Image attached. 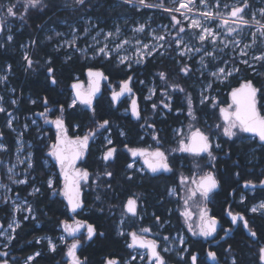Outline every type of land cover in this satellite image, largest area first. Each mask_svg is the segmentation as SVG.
<instances>
[{
    "label": "trees",
    "instance_id": "16d2710c",
    "mask_svg": "<svg viewBox=\"0 0 264 264\" xmlns=\"http://www.w3.org/2000/svg\"><path fill=\"white\" fill-rule=\"evenodd\" d=\"M8 1L13 2V0H0V4L4 5ZM164 1L168 4V0ZM44 3L47 7H44L43 10L31 9L27 13L22 26L16 24L11 28L12 41L6 40L7 32L5 30L0 33V45H2L0 46V76L11 65L7 84L4 86L0 82V97H2V104L6 109L5 112H0V133H2L1 141L7 147V152L0 154V157L13 156L15 151L17 134L8 128V121L13 116L15 118L14 129L23 133L26 142L32 144L33 152V167L30 171V177L33 179L28 186L20 187L18 190L21 196L29 201L32 212L40 223L38 226L36 220L23 222L9 249L10 264H24V260L38 251H40V255L27 264H65L64 248L60 247L52 253L49 251L47 243L36 242L38 238L47 236L58 241L60 234L58 226L66 215L64 200L59 196L51 198V189L47 183L51 172L44 164L45 159L51 160L49 152L55 138L54 131L48 123L40 131L38 127L32 126V118L41 120L37 114L45 113L46 109L50 111L51 118H62L68 132L74 137L95 132L99 123L104 120L109 121L107 130L103 128V133L97 132L95 135L96 139L91 142L89 155L83 165L91 177L101 176V185L96 191L99 196L101 195V198L98 200L97 194L88 191L85 207L93 208V211L84 218L95 225L98 231L104 233L103 238L97 234L83 248L80 255L85 264H104L107 257H118L125 252L122 239L117 236L115 231L119 217H111L110 213L113 209L123 212L129 197L145 201L148 209L158 216L163 209L169 211L170 222L165 234L168 241H171L173 236L180 232L181 225L175 219L178 202L169 196V191L170 188L178 184V171H174L180 164H188L187 160L176 159L174 163V158H172L171 166L174 171L169 174L144 177L137 173L132 178V170L129 171L127 167L134 157L131 156L129 149H144L150 144V140L141 130L136 118L132 115L125 116L120 112L128 107L127 103H124L120 110H115L108 95H103L97 102L94 111L79 106L69 107L72 102L70 91L72 83L78 77L85 80L89 69H103L111 80L117 82L126 81L131 76V82L136 79L134 85L138 89L141 81L149 82L155 75L158 71L156 65H151L149 62L139 68L126 70L125 66H117L114 59L104 63H101L102 59L90 61L77 52L69 54L63 48L58 50L56 45L60 38L51 31L54 29L58 32H66L68 25L75 24L79 26L78 34L81 35L84 32V26L81 25L84 19H93L96 29L111 30L115 23L121 19H132L137 16L146 18L150 14V10L145 8L137 12L131 4L121 0H85L84 5H76L74 0H44ZM160 21L169 23L170 19L167 16L157 17L154 23L158 24ZM184 34L186 40L190 41L194 47H199L198 40L193 38L194 31L190 30ZM82 42L83 39L79 42V46ZM25 44H29V58L38 62V65L33 64L31 68L27 66V61L20 51L22 45ZM262 62L261 68L264 69V61ZM49 67L53 69L52 76L56 80L54 86L48 75ZM260 74H264V72L256 67L249 68L241 65L239 71L229 78L228 83L215 86L219 89L217 92L219 105L228 103L229 92L239 88L241 79L251 80L254 86L260 87L262 85ZM45 98H47V106L44 103ZM12 100H15L16 103L13 104ZM139 101L146 106L150 105V102H144L143 95L140 96ZM61 106H63V112H61ZM181 109L178 107L174 112ZM174 112L168 114L167 118L159 120L158 123L161 133L164 134V130H166V135L164 139L162 138L166 143V148L173 145L172 128L180 126L185 117L184 114L174 115ZM201 113L209 114L208 109L202 110ZM24 124L28 125L29 131H24ZM109 131H111L112 144L108 147H114L116 152L113 159L104 163L103 159H100L101 154H104L107 148L103 135ZM217 153L219 157L214 172L220 183V190L210 207L213 213L221 218L225 217V210L230 205L235 211L244 212L249 228L256 232L255 237H257V240L254 241L252 236H246L241 230L237 231L229 242L230 254L224 264H233V260L235 264H261L259 249L264 246V215L249 214V209L257 202L264 200V193L260 190L248 192L246 201L243 203H239L242 188L236 191L233 196L231 194L245 182H261L264 177V145H261L256 139L250 141L244 140L243 137L234 138L224 140L223 150ZM105 171L111 172L112 176L103 175ZM2 175L3 172L1 177ZM33 185H37L41 192L27 196ZM100 209L103 210L102 213L97 211ZM11 217L10 207H4L0 212V221H2L3 227L9 224ZM23 219L24 216L21 215L20 220L23 221ZM126 226L131 228L129 225ZM188 244L190 253H193L196 245L193 241ZM231 257H233L232 261ZM172 262L189 263L177 260L175 255L172 257ZM123 264L131 263L124 260Z\"/></svg>",
    "mask_w": 264,
    "mask_h": 264
},
{
    "label": "rangeland",
    "instance_id": "374dc122",
    "mask_svg": "<svg viewBox=\"0 0 264 264\" xmlns=\"http://www.w3.org/2000/svg\"><path fill=\"white\" fill-rule=\"evenodd\" d=\"M73 1V0H71ZM124 1V0H121ZM161 1L164 0H157L156 2H149L146 0V3L159 5V7H155V10L153 13L151 12L146 18L143 19V16H137L131 18H124L120 21H117L115 23V26L111 30H104V29H96V25L94 24L93 19H84L81 25L84 26V32L83 34L79 35V26L75 24L68 25V29L65 31H57L54 29H51V31L56 35V37L60 38L59 43L56 45V48L58 50L65 49L68 51L69 54H73L77 52L80 54L83 58L89 59L90 61L94 60H100L102 59L101 63H104L105 61L114 59L117 66H125L126 70L139 68L141 66H144L145 64L151 62V65H156V68L158 71L155 73V75L147 81H141L139 83L138 89L135 88L133 80L132 82V93L129 95L127 100L128 109L126 111H122L124 113H131V105L132 100L135 99L138 104V109L140 111V119H137V122L140 124V128L142 131L145 132V135L149 138L150 144H148L149 148H160L162 151L165 152V154L168 156V161L170 162V165H172V158H174V163L176 159H183L187 160L188 164L185 165V169H179L178 170V184L177 186H174L171 188L169 192V196L172 197L174 200H178V209L180 213H183L186 209L192 213V217L190 220L186 219L185 216L183 217V223L188 231V233L192 237H198V235H193L191 231L188 229V224H192L193 228L195 229V225L199 222V209L206 206V201L197 193L195 197L192 199H188V197L191 195L190 189H194L196 185L193 183V180H198L199 177L207 172H214V167L218 161L219 154L218 151L223 150V142L224 140H232L234 138H240L245 136V133L238 132L236 136L229 139L228 137L223 135V117L221 116L220 109L221 108H228L229 105L232 103L229 92V98L228 103L225 105H219V98H218V88H215L216 85L222 86V84H226L229 82V78L231 76H234L238 71H234V69L238 68L243 65L246 67H256L260 71L262 70L264 72V69H262L261 64L262 61L254 60L253 56H259L262 53H264V37H262L257 30V25L253 21V14H255V20L260 21L258 18L261 17L260 15V9L257 8L259 4H261L262 8H264V0H248V4L250 5L248 9L249 12V18L245 17V19L249 20L248 25H240L237 28V31L232 33L230 36L227 35V30L225 27H218V25L221 23L219 19L212 21L211 23H208L207 26L212 27L216 32H218L219 38L217 40V45L214 50V47L212 43L206 41L203 46L200 45L199 41H197L199 47H202L201 52H191L188 56H180L178 54V51L176 50V46L174 42H172V37L176 35V32L178 30V27H173V21L171 20V16L175 15L177 19L181 20L182 25L185 27L186 32L190 31L191 29L188 28V25L190 23V20L192 18H200V12L206 11L209 9H206L204 5L200 4L199 0H196V4L193 7V12L188 13V19H185L184 16H181L180 12H167L164 9L165 8H176L179 7V0H168V4H162ZM244 0H219V7L216 6V0H208V5L210 10H212L214 13L218 12L223 14L224 18L230 19L228 16V13L230 12L231 6L237 5L242 6ZM17 3V0H13V2H6L4 5H9ZM224 5H228L229 7L225 8ZM132 8H136L137 12L147 8L143 7L138 3V0H133V3H131ZM17 12L18 15L15 17H9L7 18V23L4 26V30L7 32L6 34V40L7 36L11 33V28L16 25L20 24L21 26L24 24V19H20V14H23L24 10L23 8L18 4L17 5ZM31 9L28 10V12ZM6 11V9H5ZM181 12H184V9L180 10ZM3 14V13H0ZM167 16L170 19L169 24H156L154 23L156 21L157 17L160 16ZM157 16V17H156ZM156 17V18H155ZM14 20H17L16 22ZM155 20V21H154ZM261 24H264V21H260ZM141 25H144V31L143 32H137L134 31L135 29L139 28ZM166 26V27H165ZM233 27H236V25H232ZM117 27L120 29L119 33H116ZM93 29H96V31H93ZM87 30V31H85ZM193 31V30H191ZM109 32H112L113 35L105 39L107 34ZM57 33H60V35H57ZM99 33V35H97ZM253 33H255V38L253 37ZM163 35L165 36V40L157 42L153 39L154 36ZM184 39L185 43H188L190 46L194 45L186 40L185 34H181ZM13 36V35H12ZM95 37V40L93 39ZM73 38L76 39V43L74 47L69 46V41H72ZM83 39V42L81 46H79V42ZM128 40L129 43L124 44L123 41ZM221 40L228 41V47H224L223 43H220ZM239 41V44L231 43V41ZM8 41V40H7ZM96 41H99V43H96ZM137 41L140 43L137 44ZM9 42V41H8ZM105 44H107L108 48L115 49L117 44H121L122 47L119 49V51H112L110 57H105L103 55L95 54V50L99 47H103ZM147 44L149 46L148 49H144L143 45ZM250 45L249 48L245 49V45ZM160 45H163V47H160ZM171 45V46H170ZM223 48V51H220V49ZM29 44L22 45L20 51L22 54L28 55L29 52ZM81 49L85 50L84 53H81ZM152 50L151 55H146V53ZM204 50L206 51H214V56H204ZM246 51L247 55L243 56L241 55V51ZM141 53H144V59L141 63H137L136 61L140 59ZM127 56L129 59L124 64H121L119 62V58ZM189 56L191 58H189ZM201 56H204V63L202 64ZM243 60H248V64L242 63ZM131 64V67L129 68L127 65ZM34 65H38V62H34ZM187 65L189 71L187 74L181 71L182 68ZM219 68H225L226 71L233 70L232 75L227 76V78H224L223 75L220 77L212 76L211 73L217 72ZM93 70V69H92ZM163 72L166 75V79L162 80L159 76V73ZM6 75L8 77L9 71L5 70L4 73L1 76ZM106 80H104V84L106 86V89L109 90V87H113V91H119L120 85L123 82H117L116 80H111L109 76L106 75ZM259 77H261V83L260 87H257L259 89L264 90V74H260ZM54 78V77H53ZM242 81H239V85L244 83L246 80L241 79ZM85 81V88L87 89L89 87V80L86 77ZM4 86L7 84V80L1 82ZM178 85L179 88H183L184 91H179V88H174L173 86ZM210 85V87H209ZM154 90V94H153ZM111 91V93L113 92ZM143 95V100L145 103H149V106H146L145 104H141L139 101L140 96ZM150 97V98H149ZM191 98L192 100V111L195 115V119H192L191 116L188 114V98ZM203 101V103L201 102ZM3 99H0V106L4 105ZM167 103L170 105V108L164 107V104ZM153 104L156 105V108L153 109ZM258 105L260 106L261 114L264 115V98H261L260 94H258ZM182 108L180 111H175L176 108ZM208 109L209 114H202V110L205 111V109ZM174 115L177 114H184V119L181 121L180 126L173 127L172 128V142L173 145H171L170 148H166V143L164 142V136L166 135L164 130V134L161 133L158 123L159 120L167 118V115L170 113H173ZM47 120L50 118L46 117ZM12 120V123L14 122L15 118L10 117ZM57 118H53L52 120H56ZM35 122V123H34ZM46 125L45 118L44 119H35L32 118V126L38 127V130L42 129ZM217 125H220L218 128ZM27 126V127H25ZM191 126V127H190ZM64 127L67 129V127L64 125ZM10 130L14 129V126L11 125V127L8 126ZM199 128L202 132H204L206 135H209L212 144H213V154L216 157L215 160H211L207 154L200 156H195L190 153L186 152H180V151H174V149L179 148V141L181 139H184L188 137L191 133V131H194L195 129ZM24 131H29V127L27 124H24L23 126ZM103 128H97L96 129V135L97 132H102ZM14 134H17L16 136V143H15V151L13 156H5L2 159V166L4 167V173L2 177L5 178L2 185L4 187H0V199L1 197L4 198L2 201L7 202L11 205V208L13 210V216L9 222V224L13 225V228L15 230L18 228L16 227V224H21V221L18 218V215L23 213L26 216H32L31 211H28L30 207L29 201L23 198L22 196H15L13 194V191L15 188L18 187H26L29 185V182L32 180L30 171L33 167V152L31 149L32 144L27 143L26 140L23 137L22 132L12 131ZM90 133V132H89ZM163 134V135H162ZM156 137L154 139L153 137ZM163 138V139H162ZM244 140H254L252 137H243ZM96 139V137L90 139L91 141ZM111 139L109 137V133H106L104 135L105 143H107V140ZM223 142H222V141ZM0 144L4 145L6 148L5 150H0V154H5L7 152V147L5 143L0 141ZM220 144L219 148H216L215 145ZM151 147H150V146ZM20 148L21 151L17 152V149ZM51 151V149H50ZM30 155V161L26 160V157H29ZM21 161H24V163H19L18 158ZM251 160V159H250ZM51 160L45 159L44 164L46 168L49 170V167L51 165ZM29 162L32 164V167L29 168L28 164ZM130 164H133V168H128V170H136L139 173H143V169L139 166V163H137L136 160H133ZM183 165V164H180ZM13 168L12 173L10 174L8 172V168ZM174 171V170H173ZM11 175L12 179H9V176ZM59 177V171L52 170L51 175L49 176V179H51L54 183L55 179ZM187 178L186 183H181V178ZM48 179V180H49ZM13 180H27V183L20 184V183H14ZM101 185V176L97 177H91L89 176V182L86 184L85 188L86 191H93L98 196L96 197L98 200H100L101 195L99 196L97 190H99V186ZM34 186V185H33ZM49 187V186H48ZM38 189V186L35 185L28 191V195H34L38 191H35ZM185 200H188L187 205L185 204ZM263 202V201H262ZM262 202H259L255 204V207H258ZM253 206V207H254ZM17 207H19V210L17 211ZM252 207V208H253ZM251 208V209H252ZM251 211V210H250ZM251 213H254L251 211ZM256 214H262V212L258 211L255 212ZM264 215V214H263ZM33 217V216H32ZM9 226V225H8ZM6 227L2 233L3 237L6 239L8 244L12 241H9L8 237H13L14 231L12 228ZM181 239L185 242V236L179 235L178 237L173 238V243L170 242L168 245L169 252H176L180 250V248L183 247V244L180 242ZM49 250H51L49 245ZM34 258L36 255H31ZM179 256V255H178ZM181 256V255H180ZM31 261H28V258L23 261L24 264H27Z\"/></svg>",
    "mask_w": 264,
    "mask_h": 264
},
{
    "label": "snow or ice",
    "instance_id": "6c2138e0",
    "mask_svg": "<svg viewBox=\"0 0 264 264\" xmlns=\"http://www.w3.org/2000/svg\"><path fill=\"white\" fill-rule=\"evenodd\" d=\"M200 4L204 5L206 11L200 12V18H192L190 20V23L188 25V28L194 31V39H197L201 46L205 44L206 41L212 43L214 50L217 45V40L219 38V33L216 32L212 27L207 26L208 23H211L214 20L219 19L220 24L218 27H225L227 30V35H231L232 33L237 31V28L240 25H248L250 22L249 20L245 19V10L250 7L248 4V0H244L242 6L233 5L231 6L230 12L228 13V18H224L223 14L218 12H213L210 10L208 5V0H199ZM124 3L131 4L133 3V0H124ZM138 3L147 8L151 7H159V5L149 4L146 3V0H138ZM20 5L24 12L23 14H20V19H25V16L28 13L29 9H40L43 10L44 7H47V5L44 3V0H17V3L9 4V5H2L0 4V32L4 30V26L7 23V18L9 17H15L18 15L17 12V5ZM76 5H84L85 0H75ZM196 4V0H179V7L176 8H165L164 10L167 12H180L181 16H184L185 19H188V13L193 12V7ZM216 6L219 7V0H216ZM225 8L229 7L228 5H224ZM6 9V11H5ZM184 9V12H181L180 10ZM260 15L264 16V8L260 9ZM171 20L174 22L173 27H178V30L176 32V35L172 37V42H174L176 46V50L178 51V54L180 56H188L189 53L195 51V52H201L203 49L202 47H193L190 46L188 43H185L184 37L181 35L183 33H186L185 27L182 25L181 20L177 19L175 15L171 16ZM253 21L257 25V30L259 31L260 35L264 37V24H261L260 21L255 20V14H253ZM232 25H236V27H233ZM166 27V26H165ZM87 31V30H85ZM120 29L117 27L116 33H119ZM134 31L137 32H143L144 31V25H141L139 28L135 29ZM57 35H60V33H57ZM99 35V33L97 34ZM113 33L109 32L105 39L112 36ZM255 33H253V37L255 38ZM49 39H51L49 37ZM95 40V37L93 38ZM154 40L157 42L165 40V36L159 35L154 36ZM7 40L10 42L13 40V36L9 34L7 36ZM33 43H35L33 41ZM69 46L74 47L76 43V39L73 38L72 41H69ZM96 43H99V41H96ZM124 44L129 43L128 40L123 41ZM140 42L137 41V44ZM220 43L224 44V47H228V41L221 40ZM231 43L239 44V41H231ZM2 46V45H0ZM171 46V45H170ZM122 47L121 44H117L115 49H109L107 44H105L103 47H99L95 50V54L103 55L105 57H110L112 51H119V49ZM160 47H163V45H160ZM245 49L249 48L250 45H245ZM144 49H148L149 46L147 44L143 45ZM81 53L83 54L85 50L81 49ZM220 51H223V48L220 49ZM152 50H149L146 55H151ZM241 55L246 56V51H241ZM145 54L141 53L140 59H138L136 62L141 63L144 59ZM204 56L213 57L214 51H206L204 50ZM204 56H201V63H204ZM70 58V57H69ZM189 58H191L189 56ZM25 61H27V66L29 68L32 67L33 61L29 58L28 55L24 56ZM128 57L124 56L119 58V62L121 64H124L128 61ZM254 60L264 61V53H262L259 56H253ZM50 63V61H49ZM242 63L248 64V60H243ZM129 68L131 67V64L129 63L127 65ZM7 71H11V65H9L6 69ZM182 72L185 74L188 73L189 69L187 65H185L184 68L181 69ZM233 70L226 71L225 68H219L217 72L211 73L212 76L220 77L223 75L224 78H227V76L232 75ZM234 71H239L238 68L234 69ZM53 72V69L51 67L48 68V73L51 75ZM89 76V87L87 89H84L83 85L81 83H76L72 85V88L75 92V99H73L71 105L69 107H75L77 102L83 105H87L89 108H92L93 99L95 98L96 94L100 90V81L106 80L107 77L104 75L102 71H93L89 69L88 71ZM159 76L162 80L166 79V75L163 72L159 73ZM7 76H0V82L6 81ZM132 80V77H128L126 81H123L120 85L119 91H113L111 99L113 103L117 102L121 96H123L125 93H131L132 89L130 87V82ZM52 83L55 84L56 80L55 78L52 79ZM174 88H179L178 85L173 86ZM210 87V85H209ZM179 91L183 92V88H179ZM154 94V90H153ZM258 94H260L261 98H264V90L257 88L254 86L253 82L251 80H247L244 83L240 85L239 88H235L231 92V100L232 103L229 105L228 108H221L220 113L223 117L224 125H223V135L231 139L232 137L236 136L238 132L240 133H251L254 136L258 137L261 142H264V115L261 114V112L258 110ZM150 98V97H149ZM2 99V97H0ZM203 103V101H201ZM13 104L16 103L15 100L12 101ZM35 103V101H33ZM44 103L47 104V98H45ZM188 103V114L192 117V119H195V115L192 111V100L189 97L187 100ZM153 109L156 108V105L153 104ZM164 107L170 108V105L165 103ZM6 109L3 106H0V112H5ZM48 111L47 109L45 110ZM131 111L132 115L136 119H140V111L138 109V105L135 99L132 100L131 105ZM61 112H63V106H61ZM41 116H45V113H39ZM9 116L11 114L9 113ZM53 123L56 126L57 129V136H56V142L51 145V151L49 152V155L52 156L57 164L60 166V172L64 179V187L62 190V195L67 199L68 207L73 212L76 213L78 209H81L83 207V201L81 199V182H84V184H87L89 180L90 173L87 171V169H77L75 167V164L78 160H80L84 154L88 150L89 141L90 139L94 138L96 135V132H90L84 136H77L75 139H71L67 136V130L64 127V121L62 118H57L54 121H48L45 117V123ZM35 123V122H34ZM12 120L9 119L8 126L11 127ZM109 125L108 120H104L102 123L98 124V128H104L107 130V126ZM27 127V126H25ZM191 127V126H190ZM219 128L220 125H217ZM123 135V133H121ZM0 136H2V133H0ZM156 139V137H153ZM107 143L109 145L112 144V140L108 139ZM216 148L220 147V144L215 145ZM213 144L209 137V135H206L204 132H202L199 128L195 129L194 131H191L190 135L184 139H181L179 141V148L174 149V151H180V152H186L193 154L195 156H200L203 153H206L207 156L211 160H215L216 157L213 154L212 151ZM0 150H5L6 148L4 145L0 144ZM21 149L18 148L17 152H20ZM132 157H142L143 163L147 167V169L151 173H159V172H170L172 171L169 162H168V156L165 154L164 151H161L160 148H156L155 150L149 151L148 149H129ZM116 152V149L114 147L108 148L107 151L104 153L102 159L107 162L114 158V154ZM19 163H24V161L19 160V157L17 158ZM26 160L30 161V155L29 157L25 158ZM2 163V161H0ZM28 167L31 168L32 164L29 162ZM133 164H128V168H133ZM13 171V168H8V172L11 174ZM103 175H106L108 177L112 176L111 172L105 171ZM9 179H12L11 175L9 176ZM131 179V177H129ZM187 178L182 177L181 183H186ZM14 183H20L24 184L27 183V180H13ZM193 183L196 185L194 189H190L191 195L188 197V199H192L199 193V195L206 201L209 194L213 192L218 186V181L216 179V176L213 172H207L199 177L198 180H193ZM251 182L246 183L245 187L248 186ZM261 184H264V181H261ZM48 186L49 188L53 187V181L51 179L48 180ZM0 187H4V185H0ZM35 191H39V189H36ZM55 191V190H54ZM188 200H185V204L187 205ZM137 207H138V200L135 197H129L126 204L124 205L125 211L132 216L137 215ZM19 210V207L16 209ZM28 211H31L29 208ZM252 212H262L264 214V202H262L258 207H253L251 209ZM181 215L185 216L186 219L190 220L192 217V213L188 211L187 209L181 213ZM228 215L231 217V222L233 224H236L238 220L243 221V225L246 229L249 230V233L252 237L256 236V232L252 231L249 228L248 221L244 219L243 216L239 214H233L231 211L228 212ZM28 217H25L27 219ZM158 219V218H157ZM218 220L214 216H210L208 214L207 207H202L199 209V222L195 225V229L193 228V225L190 223L188 224L189 231L192 232V234L202 236L204 238L212 237L217 231V225ZM2 227V225H0ZM9 228H12L13 231H15V228H13L12 224H9ZM16 227H19V224H16ZM64 231L72 237H76V234L80 232V229L86 228V234L87 239L91 240L94 235H96V229L92 224H88L86 221H74V224H69L67 221L63 222ZM150 229L143 228L141 229L142 233L149 232ZM230 231V229L225 230L226 234ZM3 233H0L2 235ZM100 235H103V233H100ZM123 235V233H121ZM131 237V243H129L127 246L129 248L135 249V248H141L147 250V255L145 257L144 254H140V259L144 260L147 259L148 264H166L165 259L160 255V252L158 249L157 241L155 240H148L143 235L138 234L137 232H131L129 233ZM9 241L11 239H14V237H8ZM63 240V237H61ZM165 240L168 239V237H164ZM182 244L184 243L183 239L180 241ZM81 241L80 239H74V241L69 245L67 256L70 258V264H85V261L81 260L77 254L76 251L78 247H80ZM49 245L52 251L56 250V245L53 244L51 241H49ZM164 251H168L167 248L164 249ZM184 251H187V249H184ZM36 256H39L40 253L37 252L35 254ZM208 257L211 260H216L217 256L216 253L213 251H209L207 253ZM0 256H7V252H0ZM259 258L262 262H264V246H262L259 249ZM34 259L33 256L28 257V261H32ZM136 257L133 256L132 260H135ZM2 264H8L7 260H4ZM105 264H119V261L116 259H107ZM191 264H197V255L192 254L191 255ZM233 264H235V261L233 260Z\"/></svg>",
    "mask_w": 264,
    "mask_h": 264
},
{
    "label": "flooded vegetation",
    "instance_id": "af4514ba",
    "mask_svg": "<svg viewBox=\"0 0 264 264\" xmlns=\"http://www.w3.org/2000/svg\"><path fill=\"white\" fill-rule=\"evenodd\" d=\"M148 1L153 3V2H156L157 0H152V1L151 0H148ZM161 3L164 4V5L167 4L166 1H161ZM261 6L262 5L259 4L257 8H262ZM148 9L150 10V13L151 12L153 13L155 11V10H152V9H155V7H151V8H148ZM248 14H249L248 9H246L245 10V17H248L249 18V15ZM163 16L164 15H162L160 17H163ZM258 19L260 21H264V16H261ZM158 24H169V23H164V22L160 21V22H158ZM93 70L94 71H102L104 73V75H105V72H104L103 69H93ZM48 75H49V73H48ZM49 76L51 77V79L53 78L52 73ZM87 78L89 80L88 75H87ZM78 79L83 82V87L85 88V81L82 80V79H80L79 77H78ZM73 83H72V85H73ZM52 85L54 86L55 84H52ZM72 85H71V87H72ZM131 86H132V82L130 83V87ZM71 87H70V91H71V97H72V101H73V99H75V96L73 95V92H72ZM111 91H113V87H109V90H107L106 89V86L104 84V80H103L102 83H101V95H100L99 98L94 99V105H93L92 108H89L87 105L80 104L79 102H77V104L75 106L84 107L85 109H87L89 111H94V109L96 107V104H97V102H99V100L101 99V97L103 95H108V97L110 98V100H111V102L113 104L114 109L115 110H120L121 109L120 107L124 103L125 104L127 103L128 97L132 93V92L129 93L125 97V99H123L121 102H119L116 105L115 103H113V101L111 99V96H112ZM257 107H258V110L260 111V109H261L260 106L257 105ZM127 109H128V107L120 110V112L123 115H125V116L132 115V111H131V113H124V112H122V111H126ZM50 114H51L50 111H47V112H45V116H41V115H39V113L37 115H38V118L44 119L45 117H48V118H50L48 121H53L52 120L53 118H51ZM132 117H134V116L132 115ZM49 127L52 128L53 131H54L55 138H54L53 143H55L56 142V136H57L56 126L52 123L51 125L49 124ZM66 130H67V136L69 138L75 139L77 137V136L76 137L71 136V134L68 132V129H66ZM110 132L111 131L108 132L109 133V137H110ZM102 133H103V131H102ZM100 134H101V132H100ZM104 135H103V140H104ZM248 136L249 137H252L253 139H256L261 145H264V142H261L258 137L254 136L251 133H245V136H243V137L247 138ZM0 141H1V136H0ZM92 141L91 140L89 141L88 150L84 154V156L80 160H78L76 162L75 167L77 169H86L83 165H84V163L87 160V157L89 155L90 148H91V142ZM108 146H109V144H106L105 145V147H107L106 148V151L109 148ZM144 149H148L149 151L155 150L153 148H149L148 145ZM103 155L104 154L102 153L101 156H100V159H102ZM50 158H51V165L49 167V171L51 172L52 170H57V169L59 171V177L57 179H55V181L53 183V187L50 188L51 189V198L53 199V198L59 196V197L62 198V200H64V202H65L64 209L66 211V215H65L64 219L61 220V222H60V224L58 226V230L60 231V234H59V237H58V239H59L58 241H55L54 239H52V237L47 236V237H40V238H38L36 240V242L39 243V244H41L43 242L44 243H47V246H48V249H49V241H51L53 244L56 245V250L55 251H50L49 250L52 253L53 252H56L57 249L60 248V247L61 248H64V250H65V258H64L65 259V264H70V258L67 256V251H68L69 245L74 241V239H80V241H81L80 247H78V249L76 251V254H77V256L81 260H83V258L80 255L83 252V248H85L87 246V244L89 242H91L97 236V234H99L98 236H100L101 238H103L104 237V233L102 231H98L95 225H93L91 222H89L87 219L84 218V216L90 214L93 211V208H87V207H85V203H86L85 201H86V196H87L88 191H86V188H85L86 184H84V182H81V199L83 201V207L81 209H78L76 213H73L69 209L68 203H67V199L61 194L62 193V190H63V187H64V179H63V176L61 175V172H60V166L57 164L56 160L52 156H50ZM1 160L2 159H0V161ZM133 160H136L137 163H139V166L143 169V173H139L138 171L132 169V178L137 173H139L141 176H144V177H147V176H149V177H156V176H160V175H164V174H169V173H172L173 172V167L170 165V162L169 161L168 162H169V165H170L172 171H170V172L151 173L147 169V167L144 165L143 158L142 157L137 156V157H134V159H132V161ZM109 161H107V162H109ZM107 162L104 161V163H107ZM183 166L185 167V165H180L178 167V169L175 170L174 172H177L179 169L184 168ZM3 169H4V167L2 166V163H0V185H2L3 182H4V180H5L4 177H1L2 172L4 173ZM129 171H131V170H129ZM214 175L216 176L215 173H214ZM177 176H178V172H177ZM216 179L218 181L217 176H216ZM261 181H264V177L262 178ZM88 182H89V180H88ZM47 183H48V181H47ZM246 183H248V182H245L244 184H246ZM218 184H219V186L213 192H211L209 194V196H208V198L206 200V207L208 209V214L210 216H214L218 220V222H219L218 225H217V231L214 234V236L208 237V238H204V237L199 236V235L196 238L195 237H192L188 233V231L186 230V228L184 226V223H183V217H182L181 213L179 212V209L177 208V210H176L177 215H176L175 219H177L179 221V223L181 225V230H180V232L176 233L173 236V238L174 237L176 238L179 235H184L185 236V242L183 244V247L180 248V250H178L176 252H169V250L168 251H164L165 248L168 249V245H169L170 242L173 243V239L171 241H168V239L167 240L164 239V237H167V235L165 233L167 231V228H168V225H169V222H170V220L168 219L169 211L167 209H163V210H161V213L158 216L153 211H150L148 209L147 203L145 201H140L137 198V200H138V207H137V215L136 216H132L131 214L127 213L125 211V209H124L123 212H117L116 209H113L112 212L110 213V216L111 217H115V216L119 217V218H117V226L115 228V231H116L117 236L120 239H122V242H123L122 244L124 245L125 252L122 253V254H120L118 257H107L105 259V262H106L107 259H116V260L119 261V264H123L124 260L127 263H131V264H148L147 259H144V260H141L140 259V254H144L145 257H146V255H147V250L146 249H141V248L132 249V248H129L127 246L129 243H131V237H130L129 233H131V232H137L138 234L143 235L148 240H155V241H157V244H158V249L157 250L160 252V255L165 259L166 264H178L176 262H172V257L174 255L176 256L177 260H180V261H183V262L188 261L189 262L188 264H191V255L192 254H196L197 255V264H224V262H226L228 260L229 254H230L229 242L235 236L236 232L239 231V230H241V232L242 233H245L246 236H251V235L249 233V230L244 227L242 220H238L236 224H233L231 222V217L228 215V212L231 211L233 214H239V215L243 216L244 219L247 220V216H246V214L244 212L235 211L234 209L231 208V205H230L225 210V214H224L225 217L224 218L218 217V216H216L213 213L212 208L210 206L213 205V200L215 199V197L217 196V194H218V192L220 190V183L218 182ZM244 184H242L241 186H238L232 192V194H231V196H233L236 191H238L240 188H242L243 191L239 195V203H243V202L246 201V194L248 192H254L255 190H260V191H262L264 193V184H261V182L248 184V185H251V184L252 185H255L254 188H250L249 186L245 187ZM19 188L20 187L15 188L16 190L14 189L13 194L15 196H17V194L19 196H21L20 191L18 190ZM38 189H39V191L37 193H35L34 195H36L39 192H41V190H40L39 187H38ZM170 190H171V188H170ZM3 200H4V198L1 197V199H0V212L6 206H9L10 209H11V211H12L11 205L9 203H7V202H4L3 203L2 202ZM175 201L178 202V200H175ZM262 201L264 202V200H262ZM262 201H259V202H262ZM259 202H257V203H259ZM30 207H31V205H30ZM251 208L249 209V214H254V213H251V211H250ZM101 209L100 210H97V211L99 213H102L103 210H101ZM22 215L24 216V219H23V221L20 220L22 223L14 231V235H13L14 238H15L16 233L18 232V230L22 227L23 222H27L29 220H32V221L33 220H36V222H38V220L36 218V215L33 214V212H32V208H31V215L33 217L32 216H26L25 214H22ZM25 217H28V218L25 219ZM153 219H155V220H153ZM78 220L79 221H86L88 224H92L95 227V229H96V235H94L91 240L87 239L86 228H83L82 230H80V232L74 238L72 236H69L64 231V227H63V222L64 221H67L69 224H74V221H78ZM0 225H2V221H0ZM126 225H129L131 228H127ZM38 226H40V223L39 222H38ZM6 227H3V225H2V227H0V233H2V231ZM143 228H148V229H150V231L147 232V233H142L141 232V229H143ZM228 229H230V231H228L227 234H226L225 230H228ZM100 233H103V235H100ZM121 233H123V235H121ZM61 237H63V240L61 239ZM253 240L256 241L257 240V237H253ZM13 241H14V239H12V241L8 244V242L6 241V239L3 237V234L0 235V252H7V256H0V264H2V262L4 260H7L8 264H10V261H9V249H10ZM190 241H193L194 244L196 245V249H195V251L193 253H190V245L188 244ZM184 249H187V251H184ZM209 251H213V252L216 253V256H217V259L216 260H211L208 257L207 253ZM38 252L40 253V251H38ZM188 254H189V257H187ZM133 256L136 257L135 260H132V257ZM231 258H232L231 259V261H232L233 260V257H231ZM105 262H104V264H105ZM261 264H264V262L261 261Z\"/></svg>",
    "mask_w": 264,
    "mask_h": 264
},
{
    "label": "water",
    "instance_id": "95a60500",
    "mask_svg": "<svg viewBox=\"0 0 264 264\" xmlns=\"http://www.w3.org/2000/svg\"><path fill=\"white\" fill-rule=\"evenodd\" d=\"M1 33V32H0ZM87 75H88V73H87ZM89 77V76H88ZM53 79V78H52ZM51 79V80H52ZM90 79V78H89ZM102 81H103V79L100 81V90H99V92L96 94V96H95V98L94 99H97V98H99L100 97V95H101V83H102ZM76 83H81L82 85H83V82L81 81V80H79V79H77V80H75V82L73 83V84H76ZM131 83V82H130ZM53 84V83H52ZM71 89H72V92H73V95L75 96V92H74V90H73V88L71 87ZM129 93H125L123 96H121L120 97V99L117 101V102H115V104L117 105L119 102H121L123 99H125V97L128 95ZM94 99H93V103H92V107H93V105H94ZM46 106H47V104H45ZM49 124L51 125L52 123H50L49 122ZM205 153H203V154H201V155H204ZM244 185H246V184H244ZM250 188H254L255 187V185H248ZM83 229V228H82ZM82 229H80V230H82ZM78 234V233H77ZM77 234H76V236H77ZM74 238V237H73Z\"/></svg>",
    "mask_w": 264,
    "mask_h": 264
}]
</instances>
